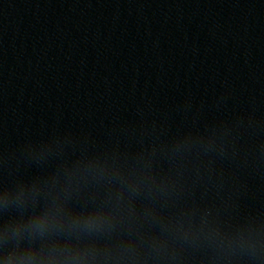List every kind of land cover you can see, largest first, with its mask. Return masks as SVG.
I'll use <instances>...</instances> for the list:
<instances>
[{"label": "clouds", "instance_id": "obj_1", "mask_svg": "<svg viewBox=\"0 0 264 264\" xmlns=\"http://www.w3.org/2000/svg\"><path fill=\"white\" fill-rule=\"evenodd\" d=\"M225 134L217 130L199 136L187 134L160 151L173 164L186 160L194 163L199 157L212 153L223 155L226 145L222 137ZM155 153L154 148L150 153L140 154L137 163L127 171H123V166L115 159L111 163L93 160L66 171L63 195L58 196L51 207L31 214L27 220L24 219V209L28 201H34L38 194L35 187L31 191L21 187L14 198L7 192L0 193V210L15 208L21 216L14 224L6 225L0 231V244L15 241L19 246L24 239L45 242L38 251H34L30 243L23 254L5 252L4 264H148L150 259H174L169 250V237L187 245H196L201 240L215 242L219 233L215 229L205 231L206 219L202 218V226L198 229L193 226L187 212L163 223L155 208H145L143 218L150 223H160L161 232L167 233L166 236L152 237L147 243L139 237L135 241L109 242L120 225L126 222L130 224L137 219L134 202L138 198L143 196L166 203L182 190L177 180L159 178L153 174L152 158ZM177 175H182V171L178 169ZM89 181L108 187L107 204L110 207L76 214L66 211L72 192ZM239 246L245 245L241 242ZM248 247L254 248L253 245Z\"/></svg>", "mask_w": 264, "mask_h": 264}]
</instances>
